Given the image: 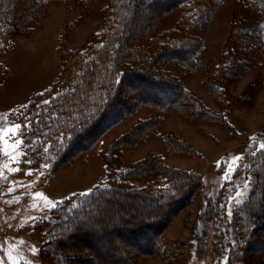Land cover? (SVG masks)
I'll use <instances>...</instances> for the list:
<instances>
[{
  "label": "rangeland",
  "instance_id": "rangeland-1",
  "mask_svg": "<svg viewBox=\"0 0 264 264\" xmlns=\"http://www.w3.org/2000/svg\"><path fill=\"white\" fill-rule=\"evenodd\" d=\"M106 9L105 0H93L85 5L74 0L50 3L42 9L35 27L28 33L17 34L14 46L0 56V130H3L0 132V264H14V261L15 264H51L41 254L48 240L46 223L51 212L71 196L111 185L107 160L112 168L124 170L154 159L178 170L197 173L202 186L167 225L161 252L142 257L140 263L226 264L230 251L238 244L235 210L248 201L255 188L251 175L238 172L244 166L248 150L264 149L261 147L264 145V50L259 53L257 64L239 77L222 82L215 78L223 52L245 18L242 0H223L209 23L195 34L203 46L199 57L201 69L187 72L176 71L173 64L166 67L174 70L177 78L207 108L224 116L228 126L192 122L178 113L140 107L133 116L118 122L103 135L94 150L74 160L70 158L67 165L57 170L52 168L48 145L34 150L33 142L24 138L18 113L36 94L49 89L60 75V43L66 49L86 47L103 29ZM143 12L147 14L148 10ZM179 19L178 10L170 11L152 27L146 39L174 29ZM213 78L219 86V99L213 98L204 84ZM129 89L134 90L125 88ZM155 119L159 133H149L132 144L137 128ZM15 125L21 127L10 132ZM172 139L183 142L195 153L174 152L169 141ZM114 145L119 149L112 153ZM139 203L126 199L121 208L103 209L98 219L100 223L115 224L119 219L131 218L128 212L138 220L146 219L149 212L132 211L131 206ZM259 203L264 205V199ZM89 226L92 232H101L97 225ZM117 226L122 228L125 224L120 222ZM257 234L264 239V231ZM81 239L85 242L80 246L88 244V237ZM96 243V248L103 244L98 260H117L123 256L133 260L140 256L136 247L128 246L116 233L110 238L99 236ZM68 254L88 256L84 250ZM248 258L249 264H264V252H253ZM94 262L97 264V259Z\"/></svg>",
  "mask_w": 264,
  "mask_h": 264
},
{
  "label": "trees",
  "instance_id": "trees-1",
  "mask_svg": "<svg viewBox=\"0 0 264 264\" xmlns=\"http://www.w3.org/2000/svg\"><path fill=\"white\" fill-rule=\"evenodd\" d=\"M65 1L70 0H28L27 3L0 0V56L14 46L17 34L28 33L35 27L46 5ZM74 1L85 5L93 0ZM222 1L105 0L107 21L103 29L82 49H66L61 42L60 75L49 89L36 94L29 105L19 111L24 138L33 142V149L48 145L52 168L57 170L67 165L70 158L74 160L94 150L103 135L118 122L133 116L140 107L178 113L192 122L228 126L226 118L195 97L174 70L166 69L170 64L175 65L176 71L201 69L199 57L203 46L195 34L209 23ZM242 1L246 15L223 52L215 75L219 82L239 77L255 66L259 53L264 50V0ZM144 9L148 10L147 14ZM176 10L180 12L177 26L147 40L152 27ZM216 83L213 78L204 84L211 96L219 99ZM127 87L134 90H125ZM130 101L134 104L130 105ZM157 125L158 119H155L138 127L132 144L149 133H159ZM169 141L174 152L195 153L181 141ZM118 149L119 146L114 145L111 151ZM42 156L45 157V153ZM106 166L111 185L71 196L51 212V219L46 223L48 240L41 249L42 257L51 264H95V259L97 264H141L142 257L161 252L167 225L184 204L195 198V192L202 186L197 173L169 167L160 160L146 161L124 170L112 168L109 160ZM243 172L251 175L255 188L248 201L235 210L238 244L230 251L226 264H249L248 257L253 252H264V239L256 235L257 231H264V205L259 203L264 199V149L246 152L244 166L238 173ZM126 199L140 202L131 206L132 211L149 212L146 219L138 220L128 212L131 218L119 219L125 224L122 228L117 226L119 221L100 223L98 218L103 209L121 208ZM89 225H97L101 232H92ZM114 233L128 246L136 247L140 256L133 260L127 256L98 260L103 244L96 248L97 238H110ZM82 237L89 238L85 249L84 245L80 246L85 242ZM81 250L88 256L67 255Z\"/></svg>",
  "mask_w": 264,
  "mask_h": 264
},
{
  "label": "snow or ice",
  "instance_id": "snow-or-ice-1",
  "mask_svg": "<svg viewBox=\"0 0 264 264\" xmlns=\"http://www.w3.org/2000/svg\"><path fill=\"white\" fill-rule=\"evenodd\" d=\"M21 127V125H15L14 127L10 128L9 131H15L16 129H19ZM3 130H0V132H2ZM262 148H264V145H261ZM37 196H41L43 195L42 193H36ZM15 264V261H14Z\"/></svg>",
  "mask_w": 264,
  "mask_h": 264
}]
</instances>
